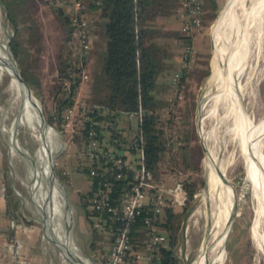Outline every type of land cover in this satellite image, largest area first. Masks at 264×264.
I'll use <instances>...</instances> for the list:
<instances>
[{"label": "rangeland", "instance_id": "obj_1", "mask_svg": "<svg viewBox=\"0 0 264 264\" xmlns=\"http://www.w3.org/2000/svg\"><path fill=\"white\" fill-rule=\"evenodd\" d=\"M49 1L51 0H34L30 9L34 23L39 25L41 30L39 39L33 38L31 32L21 26L19 38L26 54H23L24 60L20 65L10 48L14 30L0 0V42L6 45L20 72L22 66L28 65L29 70L38 81V86L31 87L32 93L37 97L42 114L54 132L46 137V143L51 151L56 183L63 192L54 197L56 211H54L53 217L44 220L40 205L45 200L43 193L47 188L48 179L45 178L44 162L39 152L42 140L32 124L18 119L20 103L14 100V94L9 88L10 76L0 69V195L4 191L7 215L12 217L8 220L10 225H15L18 229L20 240L24 241L25 239L36 244L39 257L41 261H45V264L71 263L64 259V255L57 247L49 246L47 243H54V238L45 228L44 221L48 225L50 224L51 228H55L58 233H64L68 249L84 263L104 264L102 260L104 252H101L99 243L108 239V233L99 229L95 235L92 234V227L84 216V209L79 199V196L88 187V179L71 170L75 164L73 153L80 149L84 136L79 133L72 138L69 132L61 130L59 123H50L48 120L53 115L56 102L51 92V85L62 81L58 76V69H60L61 58L70 42L66 38L67 28L57 14L59 8ZM229 1L224 0L220 4L214 18L212 17L208 22L205 20L201 28L191 31V36L195 34L201 37L203 46L200 49L202 52L196 50L192 44L193 54L187 69L189 72L182 80L180 91L176 94L177 101L175 102L172 98L159 113L160 119H164L168 116L167 114L165 116L164 112L167 113L169 108H173L175 121H166L163 125L166 135L169 136L168 141L171 149L165 152L159 162V178L157 180L168 184H181L183 181L190 180L197 184L187 213L183 214L182 212L183 204L177 205L173 209L176 234L174 252L178 257V264H193L204 238L207 235L209 238L212 231L215 232L221 227V221L215 223V217L209 210H206L204 215L197 210L201 193L205 187L204 163L206 156L203 144H206L214 153L219 154V157L225 161L227 178L235 194L236 215L230 225L228 239H226L223 264H264L263 261L258 263L255 260V248L251 238L255 200L252 196L251 181L247 177V160L241 140L234 136L233 130H231L233 129L232 120L222 119L219 121V117L224 111L220 105H216L217 116L208 114L209 112H205L204 109L199 111L197 117L198 107L200 109V106L204 104L201 101L212 74L214 50L228 48L224 59L226 61L224 63L227 64V57L234 47L236 37L232 24L229 25L227 22V24L217 27L221 18V16L218 18L219 13L223 8L226 9ZM84 9L87 14V7L84 6ZM236 10L239 12V9ZM179 11L180 9H178V13ZM86 20L92 39V26L87 15ZM182 34L185 35L183 32ZM75 37L77 39V36ZM179 61L180 63L184 61L182 54ZM101 64L102 58L99 57L91 67L92 72H97L101 68ZM171 77L172 75L170 80ZM90 79L89 76L87 81ZM178 81L175 82L176 86L179 85ZM241 82L244 86L242 100L246 106V114L257 120L262 112L259 108L263 104V83L260 82L257 85L256 76L250 73L247 75V70ZM169 94H175V90L171 88ZM73 95L80 101L89 103L91 99L90 85L84 81L81 91L77 90ZM208 108L209 106L206 109L208 110ZM36 111L41 120L39 110ZM130 116L132 117V115H128L129 118H127L121 115L119 122L126 127L130 125L128 128L131 127L130 130L133 131L131 124H135V119ZM184 130H187V143L194 153L191 163L195 168L184 163L182 152L178 149V145L184 144V142H179L177 137L183 136ZM262 153L264 154V146ZM39 181L40 185H38ZM75 188H78L79 192H76ZM205 205L207 209V204ZM23 229L27 231V236L21 234ZM103 245L105 247L106 242Z\"/></svg>", "mask_w": 264, "mask_h": 264}, {"label": "trees", "instance_id": "obj_2", "mask_svg": "<svg viewBox=\"0 0 264 264\" xmlns=\"http://www.w3.org/2000/svg\"><path fill=\"white\" fill-rule=\"evenodd\" d=\"M33 1L1 0L14 30V35L10 40V48L20 65L24 60L23 54H26L19 38L21 26L30 31L35 39H39L41 34L39 25L35 24L31 17L32 12L30 9ZM90 8L96 10L105 22L106 44L100 56L102 58L101 68L91 75V99L89 104L95 108V111H98V113H94L98 119L111 120L116 123L111 139L120 138L121 136L116 132L121 115H124V117L132 115L131 118L135 119V124H131L132 128L142 136L145 167L157 180L159 178V162L165 152L171 149L168 141L169 136L166 135L163 125L166 121H175L173 108H169V111H166L167 113L164 112L165 116L168 115L164 119H160L159 113L162 107L166 103L168 104L170 96L175 102L177 101L176 94L180 91L181 82L189 71L187 69L182 70V75L178 81L179 85L173 87V90H175L173 95H167L168 91L158 85L160 76L169 72H171L170 76L173 75L180 69L182 62L171 71L167 57L168 47L163 43L149 39V30L143 25L142 21L145 16L153 12L152 0H93L90 3ZM58 10L57 14L67 28L66 38L73 42L68 43L65 54L61 58L58 76L62 81L51 85V92L56 102L53 115L48 120L50 123L57 122L60 125L63 110L70 104L75 88L74 82H71L69 86L64 84L63 79L68 78L71 80V71L75 70L80 73L83 67L86 68L87 53L83 54L85 59L82 66L77 68L78 57L75 53L78 40L76 37L74 38V36H77V29L70 25L68 15L63 10ZM201 18L203 24V0ZM181 39L183 44L181 54H183L187 46H192V36L185 34L181 36ZM21 74L28 85L31 87L38 86V81L29 70L28 65L21 67ZM177 139L179 142H184V144L180 143L178 145L184 163L195 168L191 163L194 153H192V149L187 143V130H184L183 136L179 135ZM181 184L187 192V198L182 205V212L185 214L189 209V202L193 199L197 184L195 181L190 180L183 181ZM90 197L91 191L89 190L81 194L79 199L84 209V216L92 227V234L95 235V232L101 229L94 225L95 222L103 223L107 215L104 214L98 217L89 209ZM142 215L144 216L145 212ZM174 217L173 209L165 207L160 224L171 234L172 239L168 246L159 248L155 263L178 264V257L174 252L176 244ZM102 230L104 229L102 228ZM110 239L111 236L108 234V239L99 243L102 249L101 252H104V255L107 253V244ZM103 242H106L105 247Z\"/></svg>", "mask_w": 264, "mask_h": 264}, {"label": "built area", "instance_id": "obj_3", "mask_svg": "<svg viewBox=\"0 0 264 264\" xmlns=\"http://www.w3.org/2000/svg\"><path fill=\"white\" fill-rule=\"evenodd\" d=\"M52 4L68 15L70 25L77 29V68L82 66L84 55L91 48L85 4L82 0H51ZM181 31L190 34L202 26V0H180ZM193 49L187 46L183 63L171 77V88L188 69ZM86 68L80 73L71 71L66 85L75 83L74 93L89 79ZM77 77H79L77 79ZM71 102L62 113L61 130L74 138L82 133L84 138L77 150V169L87 177L91 197L89 209L98 217L107 215L103 228L111 239L104 264H154L160 247L168 246L171 234L161 226L165 207L174 209L187 198L180 183L168 184L156 180L145 167L142 136L137 130L124 131L116 127L120 138L111 139L114 121L96 117L95 108L72 95ZM172 100L170 96L169 101ZM95 113V114H94ZM128 130V129H127ZM95 180H97L95 182ZM143 212L145 215L143 216Z\"/></svg>", "mask_w": 264, "mask_h": 264}, {"label": "bare ground", "instance_id": "obj_4", "mask_svg": "<svg viewBox=\"0 0 264 264\" xmlns=\"http://www.w3.org/2000/svg\"><path fill=\"white\" fill-rule=\"evenodd\" d=\"M236 9H239V12ZM218 18L220 21L217 27L227 22L229 25L231 23L236 38L235 42L233 41L234 47L227 57V64L224 63L226 62L224 59L228 48L214 50L212 74L201 101L204 104L200 106V109L198 107L197 117L199 111L204 109L205 112H209L208 114L217 116L216 105H220L224 111L219 121L232 120L233 129L231 130L234 136L241 140L247 160V177L251 181L252 196L255 200L251 238L255 248V260L260 263L264 262V154L262 153L264 146V0H230L226 9L223 8L220 11ZM0 69L10 76L9 88L14 94V100L20 103L18 119L32 124L42 140L39 152L44 162L43 170L48 183L43 193L45 200L40 206L44 220L51 219L56 211L54 197L63 192L50 172L52 157L46 137L54 132L39 119L36 111L37 102L30 88L20 81L11 54L3 42H0ZM246 70L247 75L250 73L256 76L257 85L260 82L263 83V104L259 108L262 112L257 120L246 114V106L242 100L244 86H242L241 79ZM203 145L206 150L205 187L201 193L197 210L203 215L206 210H209L215 217V223L221 221V227L215 232L212 231L209 238L208 235L204 238L193 264H223L226 239H228L230 225L236 215L235 194L227 178L225 161L206 144ZM40 183L39 181L38 185ZM205 204H207V209ZM44 225L64 257L72 261L71 264H84L76 254L68 249L64 233H58L45 221Z\"/></svg>", "mask_w": 264, "mask_h": 264}, {"label": "crops", "instance_id": "obj_5", "mask_svg": "<svg viewBox=\"0 0 264 264\" xmlns=\"http://www.w3.org/2000/svg\"><path fill=\"white\" fill-rule=\"evenodd\" d=\"M87 7V16L92 26V39L91 48L87 53L86 59V71L91 77L94 73L92 72V66L95 61L102 55L106 37L104 35V20L98 15L96 10L90 8V3L93 0H83ZM224 0H203V19L210 21L212 17H215V13ZM180 0H152L153 12L143 18V25L149 30V39L152 41L163 43L168 47V63L170 69H174L180 63L181 52L183 49L182 39L183 36L180 27L181 19L179 17L178 9H180ZM214 15V16H213ZM203 22V24H204ZM192 44L198 50L201 51L203 41L200 36L192 35ZM170 73L159 77V86L165 91H171ZM91 87V79L86 81ZM83 84V83H82ZM80 86V91L82 88ZM131 117V116H130ZM129 118V117H127ZM130 121V120H129ZM118 127L124 129V131H131L129 126H124L122 123H118ZM128 129V130H127ZM74 154L75 164L71 170L78 172L77 174L82 175L87 179L86 176L81 174L77 169L78 158L76 151ZM68 172V171H67ZM88 187L83 191L84 193L90 190L89 181L87 180ZM79 192L78 188L74 189ZM3 195V196H2ZM0 195V264H45V261H41L39 253L37 252L36 244L32 241L24 239L20 240L18 229L15 225H10L7 215V201L4 195V191ZM22 231V230H21ZM29 233V232H28ZM24 236H27V231L23 229L21 232ZM49 246L57 245L53 242H47ZM58 249V247H57ZM59 250V249H58Z\"/></svg>", "mask_w": 264, "mask_h": 264}, {"label": "water", "instance_id": "obj_6", "mask_svg": "<svg viewBox=\"0 0 264 264\" xmlns=\"http://www.w3.org/2000/svg\"><path fill=\"white\" fill-rule=\"evenodd\" d=\"M6 11V10H5ZM6 16H7V11H6ZM7 18H8V16H7ZM9 20V19H8ZM10 22V21H9ZM15 64V63H14ZM15 66H16V64H15ZM16 69H17V72H18V77H19V79H20V81L23 83V84H25V85H27L29 88H30V90H31V93H32V88H31V86L30 85H28L27 83H26V81L24 80V78H23V76H22V74H21V72H20V69L16 66ZM32 95H33V97L35 98V100L37 101V105H38V109H39V114H40V118H41V120L43 121V123H45L46 124V126H48V123L46 122V120H45V118H44V116H43V114H42V111H41V107H40V104H39V102H38V99H37V97L32 93ZM204 149H205V147H204ZM205 155H206V150H205ZM50 172H51V174L54 176V171H53V162H52V165H51V167H50ZM64 257V256H63ZM64 259H66L69 263H71L72 261L70 260V259H68V258H65L64 257ZM81 260V259H80ZM82 261V260H81ZM83 263H84V261H83ZM84 264H86V263H84Z\"/></svg>", "mask_w": 264, "mask_h": 264}]
</instances>
